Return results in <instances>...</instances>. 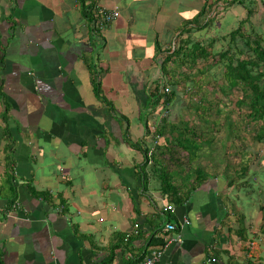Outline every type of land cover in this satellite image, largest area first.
I'll return each instance as SVG.
<instances>
[{
	"label": "crops",
	"instance_id": "1",
	"mask_svg": "<svg viewBox=\"0 0 264 264\" xmlns=\"http://www.w3.org/2000/svg\"><path fill=\"white\" fill-rule=\"evenodd\" d=\"M212 1L93 0L91 24L77 0H0V264H129L153 250L157 264H264L263 145L246 148L250 190L225 186L218 165L171 208L155 173L139 169L137 145L163 143L161 99L149 103L150 84L170 87L163 52L204 37L188 22ZM239 1L264 30V0H238L219 23L241 18ZM113 7L98 28V10ZM240 223L243 238L229 231Z\"/></svg>",
	"mask_w": 264,
	"mask_h": 264
},
{
	"label": "trees",
	"instance_id": "2",
	"mask_svg": "<svg viewBox=\"0 0 264 264\" xmlns=\"http://www.w3.org/2000/svg\"><path fill=\"white\" fill-rule=\"evenodd\" d=\"M77 1L92 24L93 0ZM236 3L238 0H213L202 7L194 21L188 22L194 24L186 32L203 28L204 37L181 39L172 51L163 52L160 68L170 86L168 92L157 81L150 84L151 105L161 99L166 113L172 108L180 110L177 117H162V123L155 125L153 133L163 143L154 146L151 156L146 155L147 147L136 144L143 156L141 176L147 164L148 171L158 178L168 206L183 203L190 190L210 176L206 169L214 171L218 165L225 186L235 189L238 181L244 180L245 188L251 189L247 174L256 155L246 148L264 146V30L252 27L250 15L255 9L251 2L239 1L244 11L236 23H219L222 14ZM261 3L264 8V1ZM91 80L97 94V83ZM208 155L217 163L202 162ZM260 155L264 161V152ZM229 231L245 237L241 223ZM156 244L163 242L152 235L147 245Z\"/></svg>",
	"mask_w": 264,
	"mask_h": 264
},
{
	"label": "built area",
	"instance_id": "3",
	"mask_svg": "<svg viewBox=\"0 0 264 264\" xmlns=\"http://www.w3.org/2000/svg\"><path fill=\"white\" fill-rule=\"evenodd\" d=\"M96 16L97 17L95 18L94 22L98 26V28H101L103 26V24H108L114 18H116L118 16V11L114 7L111 9H99ZM160 87H163L162 90L165 93L168 92V88H166L165 86L161 85ZM162 115L167 116V113L164 111V112H162ZM151 128H153V127H151ZM154 145H155V140H152V145H150L146 149L147 157L151 156ZM147 162L149 163L150 160L148 159ZM18 206H19V204L17 201H14L11 204V208H18ZM167 208H171V206H167ZM183 224H188V220L186 218H183L182 223H180V225H178V226H175V225L167 222L163 225V229L166 231H173V230H177L178 227L182 226ZM173 241L180 242V236L178 233L172 237L167 238L163 243V247L167 246V244H169V242H173ZM159 256H160V251L159 250H153V251L149 252L144 258H142L138 261H133L129 264H157V260H158Z\"/></svg>",
	"mask_w": 264,
	"mask_h": 264
},
{
	"label": "rangeland",
	"instance_id": "4",
	"mask_svg": "<svg viewBox=\"0 0 264 264\" xmlns=\"http://www.w3.org/2000/svg\"><path fill=\"white\" fill-rule=\"evenodd\" d=\"M228 12V11H227ZM225 136V135H224ZM220 142H222V140L220 141ZM226 142V140L224 139L223 140V144ZM261 154V150L258 152V155H260ZM242 203L244 204L245 202L242 200Z\"/></svg>",
	"mask_w": 264,
	"mask_h": 264
}]
</instances>
